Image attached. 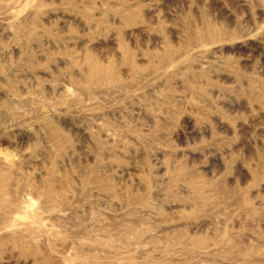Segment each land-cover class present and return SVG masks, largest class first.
Segmentation results:
<instances>
[{
  "label": "rangeland",
  "instance_id": "rangeland-1",
  "mask_svg": "<svg viewBox=\"0 0 264 264\" xmlns=\"http://www.w3.org/2000/svg\"><path fill=\"white\" fill-rule=\"evenodd\" d=\"M0 264H264V0H0Z\"/></svg>",
  "mask_w": 264,
  "mask_h": 264
}]
</instances>
